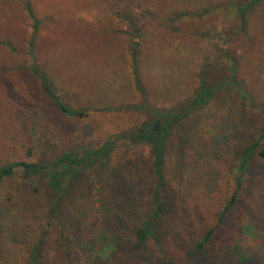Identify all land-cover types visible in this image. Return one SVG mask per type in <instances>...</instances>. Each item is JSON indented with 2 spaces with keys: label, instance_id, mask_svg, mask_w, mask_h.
<instances>
[{
  "label": "rangeland",
  "instance_id": "374dc122",
  "mask_svg": "<svg viewBox=\"0 0 264 264\" xmlns=\"http://www.w3.org/2000/svg\"><path fill=\"white\" fill-rule=\"evenodd\" d=\"M247 1L0 0V164L57 156L143 121L139 113L127 110L92 113L84 119L58 115L30 72L34 20L39 26L33 58L73 107L98 109L138 102L130 59L134 40L140 79L151 102L171 106L190 96L201 70L210 77L226 76L231 56L236 78L256 103L264 104V2L246 15L241 26L231 5ZM179 12L185 14L176 19ZM233 107L229 93L221 92L207 108L188 118L183 136L174 139L178 147H173L165 166L170 217L160 221L158 241L151 238L146 255L112 258L116 248L99 226L92 242L101 263L93 259L90 264H264V158L255 154L258 169L241 176L237 184L239 149L232 140V115L249 119L247 129L256 138L264 119ZM225 122L231 129L217 128ZM223 133L230 139L214 145V136ZM246 145L247 140L240 149ZM147 158V148L123 147L109 162ZM101 169L85 175L101 178ZM234 193L235 203L229 207ZM92 194L87 196L84 216H77L83 226L99 215ZM51 197L42 187L26 189L19 171L0 182V264L85 263V255L77 260L65 242L61 217L66 207L60 206L61 213L53 216L49 213ZM210 230L214 233L205 253L193 255Z\"/></svg>",
  "mask_w": 264,
  "mask_h": 264
},
{
  "label": "trees",
  "instance_id": "16d2710c",
  "mask_svg": "<svg viewBox=\"0 0 264 264\" xmlns=\"http://www.w3.org/2000/svg\"><path fill=\"white\" fill-rule=\"evenodd\" d=\"M262 2L264 0H249L231 5L238 14L241 26L245 24L246 15ZM180 14L185 13L179 12L174 17L177 16L178 19ZM38 26V22L34 20V33L29 43V54L33 60L30 72L39 82L42 92L51 101L58 115L67 119H84L97 112L133 111L143 116V121L101 142L69 147L57 156L34 162L21 160L0 164V182L19 171L26 182V189L39 191L42 187L49 190L52 193L49 213L53 216L57 212L61 213L60 206L66 207L68 214L62 207L63 217H61V229L66 234L65 242L77 260L85 255L87 260L84 264H90L93 259L101 261V258L93 253L92 242V233L99 226H102L100 233L110 238L109 244L116 248L111 253L112 258L122 255L123 259L128 260L132 255L137 254L143 257L148 251L151 238L158 241L156 232L161 226L160 221L170 217L169 195L164 189L165 166L173 147H178L174 139L183 136L180 133L183 132L185 121L207 108L223 91L229 93L235 106L233 108L247 109L252 117L256 115L264 119V104L256 103L249 91L236 78L237 66L231 56H228L231 67L226 76L210 77L207 70H201L197 74L198 86L190 96L171 106H161L151 102L140 79L137 60L138 41L134 40L130 46V59L133 85L139 95L138 102L98 109L82 105L73 107L60 97L53 79L36 64L33 58L34 36ZM33 112L29 110L28 115L31 116ZM236 114L232 115V120L234 118L232 140L235 143V150L239 149L237 153V171L240 174L237 177V184H239L241 176L250 173L254 168L258 169L253 161L255 154L264 158V125L257 132L256 138L252 129H247L250 120L238 118ZM228 124L225 122L217 128L226 126L225 130L231 129ZM229 137L225 133L222 136L217 134L212 143L219 144L220 139L226 141L230 139ZM246 140L248 145L241 150L240 147ZM123 147L147 148L148 158L111 165L109 162L111 156ZM98 168H102L101 178L96 177L92 180L85 175ZM94 192L99 215L94 216V220L83 226L81 218L84 216L86 199L88 195L93 196ZM144 199L147 207H143ZM235 200L234 193L228 202L229 207H232ZM229 207L221 213L218 223ZM138 212L141 215H137ZM139 217L143 219L137 224L136 220ZM213 233L214 230H210L203 236L201 242L194 247L193 255L205 253L206 245L209 244Z\"/></svg>",
  "mask_w": 264,
  "mask_h": 264
}]
</instances>
